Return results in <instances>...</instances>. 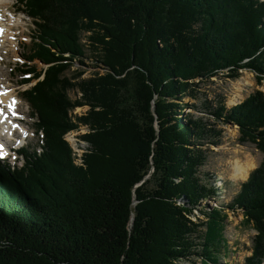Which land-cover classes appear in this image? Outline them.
<instances>
[{
  "label": "trees",
  "instance_id": "16d2710c",
  "mask_svg": "<svg viewBox=\"0 0 264 264\" xmlns=\"http://www.w3.org/2000/svg\"><path fill=\"white\" fill-rule=\"evenodd\" d=\"M19 3L35 26L22 83L44 74L23 92L42 144L23 148L21 165L0 160V264H222L228 211L238 210L257 232L245 264H263L264 159L220 205L223 187L203 167L222 124L264 154V92L232 108L206 99L210 120L185 113L197 107L184 100L241 70L262 84L264 1ZM88 48L106 72L67 76ZM80 126L89 129L81 167L64 138Z\"/></svg>",
  "mask_w": 264,
  "mask_h": 264
},
{
  "label": "rangeland",
  "instance_id": "374dc122",
  "mask_svg": "<svg viewBox=\"0 0 264 264\" xmlns=\"http://www.w3.org/2000/svg\"><path fill=\"white\" fill-rule=\"evenodd\" d=\"M7 0H0V12L3 14L0 16V25L3 26L0 30L4 31V34H0V70L5 72L7 77H9L10 82L6 83L10 85L11 88H16L20 96V116L23 117L22 127L28 130L27 140L24 142L23 138L16 137L11 139V136H3L1 141L8 142L13 141L10 145V149H19L22 145H25L26 149L31 151V149H39L41 143V137L36 132L37 127L35 125L36 119L31 116V108L28 102L23 97V92L26 89L34 86L39 79L44 78L42 74L39 79L35 76H30L32 81L29 84L22 85V79H24L23 72L19 71L20 63H22L23 56L29 54V50L32 47L31 36L34 31V24L30 18L25 16L22 11H20L21 4L19 0H10L16 7L18 11L15 13L14 17L6 10L4 3ZM11 28V30H10ZM0 31V33H3ZM85 39V38H83ZM86 43V40L83 41ZM91 51L87 50V58H81L82 61L76 60L73 67L67 73L69 77H75L79 72L83 75L81 78H88L99 72L104 74L106 72L103 64L97 62L95 58L91 55ZM37 65V70L45 71L49 65L40 63L39 60L35 59L32 65ZM241 76L238 79H229L224 76L214 77L212 81L202 82L200 86L201 95L196 98H186L184 101L189 104H194L197 108H188L185 113L194 114L197 117H203L206 120H210L207 115L205 103L206 99L211 101L214 106L219 100H224L228 108H232L237 104L242 103L250 94L255 90H261L264 92V81L262 84H258L256 75L249 70H241ZM11 74V77L8 76ZM6 77V78H7ZM0 76V81L3 80ZM1 85V83H0ZM1 89V88H0ZM70 96L72 98H77L79 95L76 91H71ZM6 107V106H4ZM12 108V107H11ZM89 107H77L74 110L75 118L87 112ZM209 114V113H208ZM224 129V136L222 142L218 146H213L210 152L208 163L203 167L204 172H209L213 174L217 181V185L223 187L221 190V199L218 203L223 204L232 201L236 193L240 188V184L246 181L250 173L259 167L262 160L264 159V154L258 150L255 145L251 143H241L239 142V132L238 127L233 124H222L219 125ZM6 131V129H5ZM2 130L0 129V133ZM21 132V131H20ZM89 132L88 127L80 126L78 129L68 131L64 138L69 143L72 149V158L76 166L81 167L83 164V154L87 151L89 145L87 142L82 140L81 135ZM13 135V134H11ZM4 138V139H3ZM4 145V143H1ZM8 141V142H7ZM39 147V148H38ZM4 149V148H3ZM11 165H21L22 162L19 161L20 157L13 151L9 152V158L6 159ZM239 161L245 165H250L248 170V176L246 180L233 181L235 164ZM4 163V162H2ZM211 206H215V201H207ZM229 220L226 229V236L229 240L230 246V256L226 257V260L222 261V264L228 262L229 264H245V258L252 254L253 248V238L257 234L256 230L253 228H247L243 225V213L241 210L236 212L228 211ZM181 264H201L200 259L193 258L191 261H183ZM264 264V262H263Z\"/></svg>",
  "mask_w": 264,
  "mask_h": 264
},
{
  "label": "bare ground",
  "instance_id": "6f19581e",
  "mask_svg": "<svg viewBox=\"0 0 264 264\" xmlns=\"http://www.w3.org/2000/svg\"><path fill=\"white\" fill-rule=\"evenodd\" d=\"M4 6L6 7V10L14 17L15 13L18 11V7H16L14 5V3H12V1L7 0L4 3ZM2 13L0 12V16L2 17ZM11 30V28H10ZM0 76H2L3 80L0 81L1 85H0V108H6L9 107L12 109H16L19 111L21 105H20V96L19 93L17 92L16 88H11L10 85H7L6 83L10 82L9 77H7V75L5 74V72L0 70ZM8 76L11 77V74H9ZM7 77V78H6ZM6 106V107H4ZM18 114L20 115L21 113L18 112ZM19 118V120L17 121L11 114L7 115V117H5L4 115H0V129L2 130V132L0 133V137L2 139L3 136H11V134H13V137L16 136V132H15V128H17V126L19 125V134H24L26 133V130L22 127V123L23 122V117L22 116H17ZM5 122V124H4ZM6 129V131H5ZM21 131V132H20ZM18 135V134H17ZM8 142V141H7ZM1 143H4V147H6V149H10L11 145L9 144L10 142H8V145H6V141H1ZM16 150H21V148L16 149ZM1 152L4 156H6L7 152L5 149H1ZM250 165H245L239 161L236 162L235 164V170H234V177H233V181H238V180H246L247 176H248V170L250 169Z\"/></svg>",
  "mask_w": 264,
  "mask_h": 264
},
{
  "label": "snow or ice",
  "instance_id": "6c2138e0",
  "mask_svg": "<svg viewBox=\"0 0 264 264\" xmlns=\"http://www.w3.org/2000/svg\"><path fill=\"white\" fill-rule=\"evenodd\" d=\"M2 147H3V146H2V145H0V149H2Z\"/></svg>",
  "mask_w": 264,
  "mask_h": 264
}]
</instances>
